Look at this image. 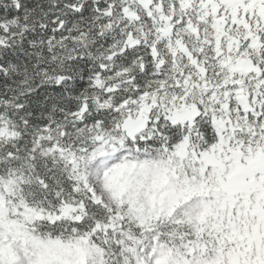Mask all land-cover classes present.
<instances>
[{
    "label": "snow or ice",
    "instance_id": "snow-or-ice-1",
    "mask_svg": "<svg viewBox=\"0 0 264 264\" xmlns=\"http://www.w3.org/2000/svg\"><path fill=\"white\" fill-rule=\"evenodd\" d=\"M0 264H264V0H0Z\"/></svg>",
    "mask_w": 264,
    "mask_h": 264
}]
</instances>
